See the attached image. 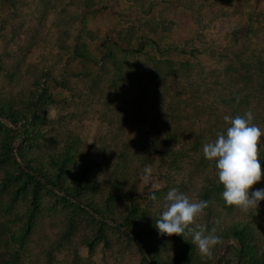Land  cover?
Instances as JSON below:
<instances>
[{"label":"rangeland","instance_id":"1","mask_svg":"<svg viewBox=\"0 0 264 264\" xmlns=\"http://www.w3.org/2000/svg\"><path fill=\"white\" fill-rule=\"evenodd\" d=\"M94 1L87 7L84 0H0V102L23 112L26 118L16 127L27 125L29 119L38 131L25 143L14 140L12 155L19 160L15 148L21 145L47 163L50 154L73 144L79 161H90L101 171L99 187L89 189L86 195L103 201L122 175L135 190L144 214L140 219L151 221L160 216L161 202L171 188L192 202L200 201L203 187L214 179V168L186 158L176 169L158 159L153 148V122L158 125L155 119L162 112L155 109V93L151 90L135 108L127 100L135 95V89L128 81L115 84L112 64L101 62L99 43L116 31L131 33L132 46L140 50L128 55L126 61L142 72L155 55L151 42L155 39L162 46L172 43L185 51L197 47L202 54L195 64L205 70L215 66L211 54L225 60L233 55L232 50L242 57L255 50L263 56L264 0ZM81 42L87 43L91 60L73 56L72 50ZM31 95L45 99L34 114L27 104ZM256 100L254 97V111H261ZM13 126L0 116V263L16 259L17 264H146L138 247L110 226L105 239L88 248L85 241L92 236L96 217L67 205L57 191H40L31 233L22 238L26 213L33 208L32 195L15 196L13 185L3 184L6 173L15 171L5 160L3 142ZM159 129L163 133L162 125ZM123 154L128 156L126 164ZM146 167L152 169L147 183L141 179ZM123 185L117 192L119 211L126 205L127 184ZM258 188H264V177L252 190ZM214 214L220 222L244 221L253 229L258 246L264 243V201L247 212L236 207L227 214L218 208ZM213 218H207L204 210L194 224L204 225ZM227 244L236 243L226 240L218 259ZM159 249L168 256L166 243L159 244ZM218 259L215 264H227Z\"/></svg>","mask_w":264,"mask_h":264},{"label":"trees","instance_id":"2","mask_svg":"<svg viewBox=\"0 0 264 264\" xmlns=\"http://www.w3.org/2000/svg\"><path fill=\"white\" fill-rule=\"evenodd\" d=\"M84 1L87 7L96 3L94 0ZM88 35L93 39L92 33ZM131 36V33L123 34L122 31H116L112 36L106 35L98 46L102 53L101 62L112 64L116 74L113 81L116 85L128 81L131 89H135V95L127 99L135 108H139L151 90L155 93V109L162 114L155 119L158 127L153 122L155 127L153 148L161 162L179 169L180 163L190 158L192 161L196 160L197 165H210L214 168V179L203 187L199 200L208 202V207L204 209L207 218L214 216L215 218L210 221L207 219L204 225H199L205 229V234L211 232L220 237L221 243L213 247L212 255L208 257L202 255L197 246L192 244L190 236L185 241L181 236L160 234L155 227V221L159 216L151 221L140 219L144 214L134 195L135 190L122 175L115 180L113 191L109 192L103 201L86 195L89 189L99 187L101 171L98 166H95V169L90 161L85 159L79 161L73 144L67 143L56 153L50 154L47 163H43L35 154H31L27 148L20 145L15 148L19 159L15 160L12 155L13 141L21 139L25 143L32 139L33 134L38 135V131L32 127L29 119H26L27 125L16 127L23 118H26L23 112H17L11 106H5L0 102V116L8 118L10 123L15 125L8 129L3 140L5 160L14 165L15 171L6 173L3 184L13 185L15 196L27 192L32 195L33 208L26 213L22 238L31 233L32 220L40 206L38 201L40 191L46 190L51 193L57 191L60 194L57 195L64 203L96 217L92 236L85 241L88 248H92L95 242L104 240L105 230L110 226L121 232L128 243L133 242L138 247L146 264H149L148 260L153 264H215L224 242L231 239L236 244L225 246L219 262L228 264L237 256L238 248L241 247L242 254L238 264H264V243L258 246L255 233L249 225L242 220L230 219L220 222L216 218L214 212L218 208L232 214L236 207L227 205L223 200L224 188L219 182L215 162L207 160L203 154V146L214 142L218 134L226 133L230 126L223 119L225 115L234 118L252 111V124L264 132V55L252 50L242 57L232 50L230 54L233 55L226 56L225 61L221 56L211 54L215 66L205 70L203 65L199 67L195 64V60L199 61L198 57L202 54L197 47L185 51L172 43L162 46L155 39L151 40L155 44V55L148 59V69L142 72L135 68L132 62L126 61L128 55L138 53L140 50L132 46ZM72 54L85 61L92 59L86 42L77 44ZM179 54L185 56L181 60L172 58ZM132 75L134 78L130 80L128 77ZM43 95H31L27 98L32 114L45 100ZM119 97L120 95H117V98ZM254 97L257 99L258 108H262L261 111L257 109L254 111L256 106ZM159 125L164 127L163 133ZM261 141H264V135L261 136ZM142 156H145V153ZM123 159L126 164L128 156L123 154ZM259 159L264 174V144L260 146ZM123 184H127L124 195L126 205L119 211L117 192ZM110 222L113 225H110ZM134 236L139 238L142 246ZM162 242L168 245V256H164L159 249ZM17 262L13 259L0 264Z\"/></svg>","mask_w":264,"mask_h":264},{"label":"clouds","instance_id":"3","mask_svg":"<svg viewBox=\"0 0 264 264\" xmlns=\"http://www.w3.org/2000/svg\"><path fill=\"white\" fill-rule=\"evenodd\" d=\"M223 119L230 126L226 133L218 134L214 142L203 146L204 157L215 162L219 182L224 188L222 198L227 205L244 212L250 208L257 209L259 203L264 201V188L252 190V187L264 175L259 159L260 146L264 144L261 136L264 132L252 124L251 112L234 118L225 115ZM151 172V167L145 168L141 176L145 183L149 182ZM151 199H156L155 194ZM207 207V201L192 202L177 188H171L161 202L162 212L155 221V227L160 234L181 236L185 241L190 236L199 252L210 257L213 247L221 243V239L211 232L205 234L204 228L194 224L195 219Z\"/></svg>","mask_w":264,"mask_h":264},{"label":"water","instance_id":"4","mask_svg":"<svg viewBox=\"0 0 264 264\" xmlns=\"http://www.w3.org/2000/svg\"><path fill=\"white\" fill-rule=\"evenodd\" d=\"M122 230L125 231V229H123V228H122ZM127 233H128V234H131V233L128 232V231H127ZM134 237H135L136 241L142 246L141 241L139 240V238H137L136 236H134ZM142 249H143V247H142ZM143 251H144V249H143ZM241 254H242V248L239 247V248H238V254H237V256H236V259L234 260L233 263H228V264H238L239 261H240V258H241ZM148 262H149V264H153V262H152L151 260H148Z\"/></svg>","mask_w":264,"mask_h":264}]
</instances>
